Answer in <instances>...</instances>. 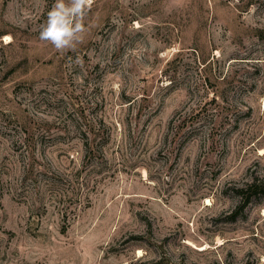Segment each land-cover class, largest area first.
I'll return each instance as SVG.
<instances>
[{
	"label": "rangeland",
	"instance_id": "374dc122",
	"mask_svg": "<svg viewBox=\"0 0 264 264\" xmlns=\"http://www.w3.org/2000/svg\"><path fill=\"white\" fill-rule=\"evenodd\" d=\"M54 3L0 0V264H264V0Z\"/></svg>",
	"mask_w": 264,
	"mask_h": 264
},
{
	"label": "clouds",
	"instance_id": "9594fccd",
	"mask_svg": "<svg viewBox=\"0 0 264 264\" xmlns=\"http://www.w3.org/2000/svg\"><path fill=\"white\" fill-rule=\"evenodd\" d=\"M89 8L90 0H55L41 26L40 39L50 41L59 51L74 49L83 40L84 17Z\"/></svg>",
	"mask_w": 264,
	"mask_h": 264
},
{
	"label": "trees",
	"instance_id": "16d2710c",
	"mask_svg": "<svg viewBox=\"0 0 264 264\" xmlns=\"http://www.w3.org/2000/svg\"><path fill=\"white\" fill-rule=\"evenodd\" d=\"M255 187H256L255 184L250 185V186L248 187V188H249L248 191H249V190L252 191ZM252 197H253V194H250V195L246 198V200L244 201V206L247 205V204L251 201Z\"/></svg>",
	"mask_w": 264,
	"mask_h": 264
}]
</instances>
